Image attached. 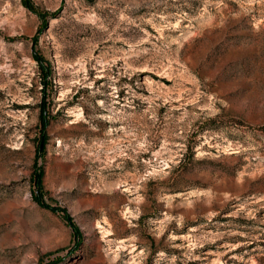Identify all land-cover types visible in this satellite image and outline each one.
<instances>
[{"label": "rangeland", "instance_id": "obj_1", "mask_svg": "<svg viewBox=\"0 0 264 264\" xmlns=\"http://www.w3.org/2000/svg\"><path fill=\"white\" fill-rule=\"evenodd\" d=\"M0 264H264V0H0Z\"/></svg>", "mask_w": 264, "mask_h": 264}, {"label": "trees", "instance_id": "obj_2", "mask_svg": "<svg viewBox=\"0 0 264 264\" xmlns=\"http://www.w3.org/2000/svg\"><path fill=\"white\" fill-rule=\"evenodd\" d=\"M40 181H41V180H40V177H39V178H38V183H40Z\"/></svg>", "mask_w": 264, "mask_h": 264}]
</instances>
